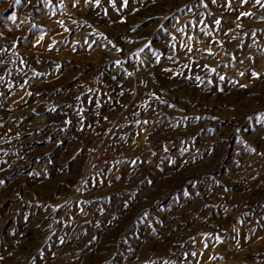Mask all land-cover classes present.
<instances>
[{"label":"rangeland","instance_id":"1","mask_svg":"<svg viewBox=\"0 0 264 264\" xmlns=\"http://www.w3.org/2000/svg\"><path fill=\"white\" fill-rule=\"evenodd\" d=\"M0 264H264V0H0Z\"/></svg>","mask_w":264,"mask_h":264},{"label":"snow or ice","instance_id":"2","mask_svg":"<svg viewBox=\"0 0 264 264\" xmlns=\"http://www.w3.org/2000/svg\"><path fill=\"white\" fill-rule=\"evenodd\" d=\"M16 4H19L21 2V0H15ZM99 2V0H97V3ZM244 3H247L248 0H243ZM125 3H127V0H125ZM257 4L261 3V0H256ZM243 15H250V13H244ZM13 20H15V16L12 17ZM216 23H220V21H216ZM191 50V49H189ZM141 51H143V49H141ZM129 75H131V73H129ZM241 75H243V73H241ZM197 79H199V77H197ZM221 79H223V77H221ZM193 255H195V253H193Z\"/></svg>","mask_w":264,"mask_h":264}]
</instances>
